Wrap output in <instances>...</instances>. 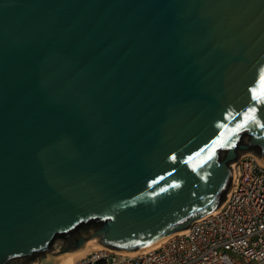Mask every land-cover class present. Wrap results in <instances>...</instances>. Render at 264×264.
<instances>
[{
  "label": "water",
  "instance_id": "1",
  "mask_svg": "<svg viewBox=\"0 0 264 264\" xmlns=\"http://www.w3.org/2000/svg\"><path fill=\"white\" fill-rule=\"evenodd\" d=\"M262 77L264 0H0V264L212 213L264 162Z\"/></svg>",
  "mask_w": 264,
  "mask_h": 264
},
{
  "label": "built area",
  "instance_id": "2",
  "mask_svg": "<svg viewBox=\"0 0 264 264\" xmlns=\"http://www.w3.org/2000/svg\"><path fill=\"white\" fill-rule=\"evenodd\" d=\"M236 173L233 174V166ZM216 213L136 255L99 248L74 264H264V162L239 155Z\"/></svg>",
  "mask_w": 264,
  "mask_h": 264
},
{
  "label": "bare ground",
  "instance_id": "3",
  "mask_svg": "<svg viewBox=\"0 0 264 264\" xmlns=\"http://www.w3.org/2000/svg\"><path fill=\"white\" fill-rule=\"evenodd\" d=\"M240 155H253V156H257L254 152L249 151V150H244L241 151ZM233 166V174L236 173V166L235 164H232ZM219 205L215 210H213L212 213H216L219 209H220ZM189 229V227L184 228L183 230L179 231V232H187ZM168 237H165L161 240L156 241L155 243L148 245L146 247L143 248H139V249H134V250H128V251H122V253L127 254V255H136L138 253H142V252H146L148 250H151L153 248L158 247L161 243H163ZM101 248L100 245H98L97 243H95L92 240H88L80 249H77L75 251L72 252H64L61 254L60 256V260L57 264H74L75 262L81 260L82 258L86 257L87 254L93 252L94 250H97ZM28 264H36V261H31Z\"/></svg>",
  "mask_w": 264,
  "mask_h": 264
},
{
  "label": "snow or ice",
  "instance_id": "4",
  "mask_svg": "<svg viewBox=\"0 0 264 264\" xmlns=\"http://www.w3.org/2000/svg\"><path fill=\"white\" fill-rule=\"evenodd\" d=\"M262 80H264V77H262ZM262 94H264V90H262ZM254 119H255V116H254V110H253L252 112H250L249 114L245 116V123H247L249 120H254ZM244 126H245L244 124L237 125V127L233 130V133L238 132L240 128ZM262 127H264V125H262ZM224 143H225V140L222 138L220 141L217 142V145L222 146Z\"/></svg>",
  "mask_w": 264,
  "mask_h": 264
},
{
  "label": "rangeland",
  "instance_id": "5",
  "mask_svg": "<svg viewBox=\"0 0 264 264\" xmlns=\"http://www.w3.org/2000/svg\"><path fill=\"white\" fill-rule=\"evenodd\" d=\"M241 154V150L238 151V155L237 157ZM62 243V238L61 237H57L55 240H54V245L58 246Z\"/></svg>",
  "mask_w": 264,
  "mask_h": 264
}]
</instances>
